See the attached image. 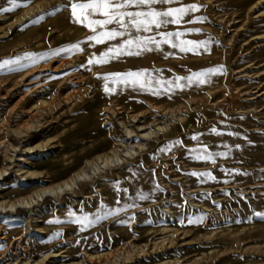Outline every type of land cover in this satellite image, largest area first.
<instances>
[{
  "label": "rangeland",
  "instance_id": "rangeland-1",
  "mask_svg": "<svg viewBox=\"0 0 264 264\" xmlns=\"http://www.w3.org/2000/svg\"><path fill=\"white\" fill-rule=\"evenodd\" d=\"M183 2L204 5L186 19H206L162 30L201 29L181 37L208 41L195 52L164 44L159 50L87 65L93 52L99 55L118 43L117 38L95 46L84 43L83 51L0 72V264H33L43 257L47 264H91L102 261L95 254L106 259L105 253L118 248L133 255L122 264H264V253L256 248L264 245V215H256L264 212V0ZM66 3L30 0L12 8L9 0H0V8L10 9L0 11V59L66 47L90 35V29L74 22L69 7L51 11ZM42 12L47 14L36 22ZM218 66L222 68L208 74L205 83H168ZM138 69H148L147 75L155 77L151 91L109 78L108 87L114 91L106 92L104 77L96 75ZM70 73L80 80L70 82L74 96L64 100ZM160 80L165 81L163 87ZM157 91L160 94H154ZM42 99L50 102L51 111H41ZM135 114L143 124L157 118L172 124L134 161L104 167L94 180L53 193L52 186L123 139L118 120L132 124ZM17 125L24 130L21 136L14 132ZM26 126L31 128L25 132ZM213 127L219 131H210ZM194 134H200L198 139ZM176 139L183 143L159 151ZM198 144L229 154L196 160L188 150ZM206 170L216 179L191 174ZM43 189L40 198L37 193ZM138 192L148 198L140 199ZM101 201L123 211L82 226L79 218H94ZM11 202L14 207L8 206ZM133 203L135 207H125ZM164 227L176 230L171 244L163 239L170 233ZM231 233L237 241L222 253L221 239ZM135 244L143 254L136 255Z\"/></svg>",
  "mask_w": 264,
  "mask_h": 264
},
{
  "label": "snow or ice",
  "instance_id": "snow-or-ice-1",
  "mask_svg": "<svg viewBox=\"0 0 264 264\" xmlns=\"http://www.w3.org/2000/svg\"><path fill=\"white\" fill-rule=\"evenodd\" d=\"M30 0H9L12 8L18 5L27 4ZM162 6V7H161ZM69 7L71 16L74 22L84 25L91 30V34L86 36L82 41H77L69 44L66 47L49 49L44 52H25L22 55L6 57L0 59V72H11L27 67L29 64H35L38 60H46L51 56L59 55L63 52L83 51L82 44L88 43L91 46L95 44H103L107 41H115L120 38L118 43H113L104 51L97 55L93 52L87 60V65L101 64L109 59L118 57L122 54L140 55L144 51H152L153 48L159 50L162 45L170 44L173 49L178 48L182 52H195L202 45L208 44L207 40H191L181 39L187 33H197L201 29L194 27H177L175 30H162L169 24L183 25L197 21H203L205 16L193 15L191 20L186 19L190 13H195L204 5L199 3H184L183 0H68L66 4H60L59 7H53L51 11H58L59 8ZM10 9L0 8V11H8ZM46 12H42L35 17V21L43 19ZM32 22V21H30ZM159 37V39L157 38ZM205 50H208L205 47ZM174 53L170 52L169 55ZM82 64L81 67H85ZM222 66L217 68L201 69L198 72H192L186 77L177 76L174 81H169L171 85L183 87L179 83L182 80H187L189 84L194 82L205 83L207 76L210 73L220 70ZM159 71V70H157ZM148 69L128 70L124 73H97L98 77L103 76L106 83L104 89L106 92H112L114 89L108 87V79L123 80L125 84L132 86L139 85L144 90L151 91L152 83L155 77H149ZM160 87H163L165 81H157ZM154 94H160L159 91ZM213 133L219 130L215 127L210 129ZM230 135H239V133L230 132ZM200 134H194L193 139H198ZM247 139V137H245ZM183 142L179 139L169 141L167 145L159 149V151H169L171 147ZM240 148L241 145H235ZM192 154V158L196 160H214L215 157H225L228 151L213 152L209 150V145L198 144L188 150ZM225 172H240V169H223ZM194 176H207L211 180L216 177L212 175L210 170L202 173L193 171ZM247 174V173H245ZM119 185V181L116 182ZM156 187H159L158 185ZM155 189H153L154 191ZM117 191L120 189L117 187ZM123 191H127L124 189ZM149 194L138 192L137 196L140 199H147ZM136 205L128 204L125 207H135ZM123 211L120 207L112 208L101 201V209L98 210L94 218H89V215H83L79 218V223L82 226H90L102 219L114 215L117 212ZM256 215H264V212H257Z\"/></svg>",
  "mask_w": 264,
  "mask_h": 264
},
{
  "label": "bare ground",
  "instance_id": "bare-ground-1",
  "mask_svg": "<svg viewBox=\"0 0 264 264\" xmlns=\"http://www.w3.org/2000/svg\"><path fill=\"white\" fill-rule=\"evenodd\" d=\"M259 1H262V0H259ZM18 20H20V19H18ZM59 65L62 66L61 64H59ZM76 75L77 74H75V73H70L69 75H67L65 77V83L68 84V87H67L68 88V91L66 93L67 95H65L66 97L63 96L65 98L64 100H69V99L72 98V96H74V91L75 90L73 89V87H72L73 85L70 82L71 81L72 82H75L76 81L78 83V81L80 80V78H78V75L77 76ZM80 77H82V76H80ZM73 80H75V81H73ZM77 88H79V87H77ZM78 94H79V92H78ZM40 102H41V105H42L41 111H47V110H50L51 109L50 102L48 104L46 102V100H43V99ZM108 110L110 111V109H108ZM172 110H173V112L175 111L174 109H172ZM165 112H166V114H168V115L170 114L171 115V112L172 111L167 112L165 110ZM177 112L179 113V111H177ZM156 113H158V112H156ZM159 115L161 116L162 114H156V116H159ZM114 116H117V115H114ZM176 117H178L179 119H181L183 116H181L180 114H177ZM130 118H131V121H133L132 124H126L125 122H123L121 120H118L119 123H121L123 125V127H124V132H123L124 138L123 139L116 140L115 141V144L108 151L103 152V153H99L97 156L91 158L89 160V165L83 164L80 168H78L77 170H75L74 173H71L67 178H65L62 181L58 182L55 186H52L51 187V190L53 191V193L59 194V193H62V191H65V190H68V189L73 190V189H76L79 185H81L84 182H88V181L94 180L99 174H101L100 173V170L103 169L104 167H106L108 169H112V167L113 168L114 167L116 168V166L118 167L119 165L128 163L131 160L134 161L137 156H139L142 152H144L145 150L148 149V147H149V141L152 140V139H154L155 137H157L159 131L167 132L168 128L172 124L171 121H168V122H166V120H164V121H157L159 118H157V119L154 118L155 120H152L151 122H149L147 124H143V123H140L142 121H140L139 115H136V114L135 115H131ZM119 119H120V117H119ZM161 122H166V123L160 124ZM21 128L22 127H20L19 125H17L14 128V132L18 136H21L23 134V131L24 130L21 129ZM30 128H31L30 126H26L25 127V132L28 129H30ZM136 137H137L138 140L137 141H134L133 139L136 138ZM40 146L43 147L42 145H40ZM25 148L26 149H31L33 147L32 146H28V147L25 146ZM96 157H98V159L100 160L99 162H97ZM9 158L13 161V157H10L9 156ZM18 169H21V167H19ZM90 169L93 172H95V176L91 174ZM5 170L6 169H4V171ZM1 174H2V171L0 170V175ZM45 191H46L45 189H43L42 191H39L37 193V196L41 198L42 197V194ZM30 199H32V198H30ZM19 201H21V202H27V200H24V199H21ZM21 204H24V203H21ZM14 205H15L14 202H11V203L8 204L9 207H14ZM165 210L167 212L169 211L167 209H165ZM243 228H244V226H243ZM163 229H169V228L168 227H164ZM175 232H176L175 229L174 230H170V233L167 236H164L163 239L164 240L167 239L168 242L171 244L173 242V236H174ZM216 232H218V231H216ZM221 240H222V242L224 244V247H223V249H222L221 252L224 253V252H226V251H228L230 249V247H231V245H232V243L234 241H237L236 233H233V234L231 233L230 234V237H228V238H226V235H223V237H222ZM134 247L137 248L136 255H140V254H143L144 253V249L142 247H140V246H138L136 244L134 245ZM256 248L258 250H260L259 252L264 253V245L263 246H258ZM118 249L117 250L116 249H113V251H109L108 253H105L106 259H103L101 257V255H99V254H97V255L95 254V257L100 258V260H102V261H98V262L97 261H95V262L94 261H91V264H122L125 261L129 260L130 258H132L133 255H132V253L130 251H126V250H123L122 251V250H120V249L118 250ZM258 250H256V251H258ZM216 251H218L217 248H216ZM89 256H90V258H93L92 253L89 254ZM119 258H122V261L121 262L119 261L120 260ZM45 259L46 258L43 257L39 261L34 262L33 264H47L46 262H44ZM7 264H14V262H9ZM77 264H83V263H77Z\"/></svg>",
  "mask_w": 264,
  "mask_h": 264
}]
</instances>
